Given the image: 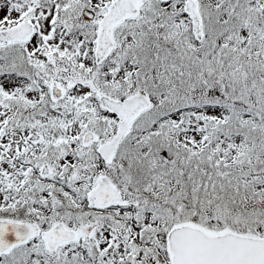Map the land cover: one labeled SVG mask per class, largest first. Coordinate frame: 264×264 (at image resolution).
<instances>
[{"label": "snow or ice", "instance_id": "1", "mask_svg": "<svg viewBox=\"0 0 264 264\" xmlns=\"http://www.w3.org/2000/svg\"><path fill=\"white\" fill-rule=\"evenodd\" d=\"M0 264H264V0H0Z\"/></svg>", "mask_w": 264, "mask_h": 264}]
</instances>
